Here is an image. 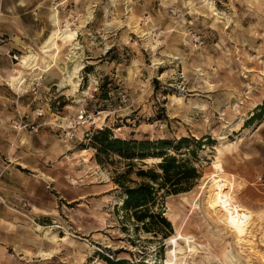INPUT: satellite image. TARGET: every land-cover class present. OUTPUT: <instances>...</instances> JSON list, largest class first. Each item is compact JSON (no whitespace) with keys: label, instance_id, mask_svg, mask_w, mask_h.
Returning <instances> with one entry per match:
<instances>
[{"label":"rangeland","instance_id":"rangeland-1","mask_svg":"<svg viewBox=\"0 0 264 264\" xmlns=\"http://www.w3.org/2000/svg\"><path fill=\"white\" fill-rule=\"evenodd\" d=\"M68 22L75 39L44 52ZM76 65V87H63ZM263 98L264 0H0V264H264V113L253 117ZM83 106L93 121L67 139ZM104 126L190 138L177 156L201 175L162 196L165 236L121 208L112 176L126 164L98 163L90 145ZM210 175L252 212L253 250L207 210Z\"/></svg>","mask_w":264,"mask_h":264},{"label":"trees","instance_id":"trees-1","mask_svg":"<svg viewBox=\"0 0 264 264\" xmlns=\"http://www.w3.org/2000/svg\"><path fill=\"white\" fill-rule=\"evenodd\" d=\"M107 95V90L101 94L103 98H107ZM255 108L257 112L253 117L256 118L264 113V98ZM89 139L98 163H111V156L117 155L126 164L122 169L115 168L112 176L121 188V208L125 214L134 217L145 231L165 236L170 223L163 214L162 196L190 190L201 175V170L194 162L184 156H177V150L190 138H125L115 135L110 128L104 126L97 128ZM195 144L201 146V140L197 139ZM168 148L174 151L169 152ZM190 151L195 153L194 149ZM148 157L158 159L148 163L145 161ZM135 164L139 165L133 170ZM131 172H134L136 178L130 177ZM107 260L110 264L125 262L124 259Z\"/></svg>","mask_w":264,"mask_h":264},{"label":"bare ground","instance_id":"bare-ground-1","mask_svg":"<svg viewBox=\"0 0 264 264\" xmlns=\"http://www.w3.org/2000/svg\"><path fill=\"white\" fill-rule=\"evenodd\" d=\"M209 4L211 5L212 11L216 15L220 14V13L216 12L212 3H209ZM53 21H54V24L57 23V16L55 13L53 15ZM75 34H76V31L71 30L69 22L66 24V28L64 30H60V29L55 27L53 32H51L48 39L43 44V46H42L43 51L48 52L51 49L57 48V40L58 39H62V40L68 39V40L73 41L75 39ZM71 45H75V44H71ZM73 49H75V48H73ZM36 58L37 57L34 54L23 56L22 57V63L24 65H30L29 62L33 61V59H36ZM44 60H45V58H44ZM47 63H48V61H47ZM33 64H34V62H33ZM32 66H34V65H32ZM47 66L50 67V65H47ZM78 69H79V65H76L74 67V69H72V70L67 69L64 80H63V84H62L63 87L66 85L72 86L71 87L72 89H73V87H76L77 84H76L74 78L77 77ZM20 79H22V78H20ZM16 81H19V80L17 78H14L13 83H15ZM20 82H19V85H20ZM221 151L222 150H220V152ZM218 162H220V160H219L218 155H217L214 163H218ZM207 187H208V192L206 195L207 210H209V212L214 213L217 216V218L220 219V221H222V223L225 225V227L228 228L232 232V234H233V236H234V238L238 244H240V245L248 244L249 250L250 249L253 250V248H252L253 245L251 244L253 236L251 234V228H250V225L252 223V218H253L252 212L250 210H248L247 208H244L240 205H235L232 203L233 197H231V195H230L231 194L230 193L231 192V183L226 178H221L219 176L210 175ZM252 226H253V224H252ZM253 241H254V239H253ZM182 250L183 249H180L179 251L182 252ZM40 252L43 254V250H41ZM232 258H234L233 255H232ZM262 258H264V256Z\"/></svg>","mask_w":264,"mask_h":264},{"label":"built area","instance_id":"built-area-1","mask_svg":"<svg viewBox=\"0 0 264 264\" xmlns=\"http://www.w3.org/2000/svg\"><path fill=\"white\" fill-rule=\"evenodd\" d=\"M101 110H96V113L98 114ZM35 114L36 116H43L44 111L42 108H36L35 109ZM94 118V112L89 111L85 106L79 108L77 110V113L75 114L74 118L68 119L66 122V130H65V137L67 139L73 138L77 131V126L79 125H85L88 123H91ZM55 120H58L57 115L55 116ZM19 126H23L21 121L18 122ZM33 130L38 129V124L32 126Z\"/></svg>","mask_w":264,"mask_h":264},{"label":"crops","instance_id":"crops-1","mask_svg":"<svg viewBox=\"0 0 264 264\" xmlns=\"http://www.w3.org/2000/svg\"><path fill=\"white\" fill-rule=\"evenodd\" d=\"M55 14H56V12H55ZM56 16H57V14H56ZM70 23V22H69ZM41 250H43V249H41Z\"/></svg>","mask_w":264,"mask_h":264}]
</instances>
